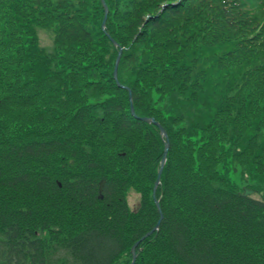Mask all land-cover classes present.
I'll return each mask as SVG.
<instances>
[{
    "label": "trees",
    "instance_id": "1",
    "mask_svg": "<svg viewBox=\"0 0 264 264\" xmlns=\"http://www.w3.org/2000/svg\"><path fill=\"white\" fill-rule=\"evenodd\" d=\"M105 1L0 0V264L132 257L141 117L136 264H264V0Z\"/></svg>",
    "mask_w": 264,
    "mask_h": 264
},
{
    "label": "rangeland",
    "instance_id": "2",
    "mask_svg": "<svg viewBox=\"0 0 264 264\" xmlns=\"http://www.w3.org/2000/svg\"><path fill=\"white\" fill-rule=\"evenodd\" d=\"M38 34H39V39H40V46H42L45 50H47L48 51V53H52V52H54L55 50H56V43H55V41H56V38L54 37V34H53V32H52V30H50V29H48V28H46V27H41L40 29H39V32H38ZM164 128V127H163ZM159 130H160V128H159ZM165 130V129H164ZM166 131V130H165ZM160 134H161V131H160ZM166 134H167V132H166ZM161 136H162V138L164 139V143L166 144V142L167 141H169V135L167 134V138L165 137V136H163V134H161ZM168 139V140H167ZM164 144V145H165ZM169 149H170V147H169ZM165 150H166V145H165ZM165 150H164V152H165ZM169 151V150H168ZM164 155V154H163ZM167 156H168V154H167ZM164 157V156H163ZM163 159V158H162ZM162 161V160H161ZM167 161H168V157H167ZM167 161H166V163H165V166H166V164H167ZM160 164H161V162H160ZM164 166V167H165ZM160 167V166H159ZM166 168V167H165ZM165 168H164V170H165ZM164 172V171H163ZM237 173H236V176H234L233 178H232V182H233V184H234V187H236V189L237 190H239V191H242L243 193L245 192V190L246 189H251V190H254V192L252 193L253 194V196L254 197H256V198H262V197H264V186L262 185V187L263 188H261V189H259V192H256L255 193V185H257V184H255L253 181H252V175H250L249 173H246L245 171H244V169L242 168H240L239 166H238V169H237V171H236ZM250 179H251V181L255 184H253V183H251L250 182ZM104 182V181H103ZM260 184H262V183H260ZM251 194V195H252ZM139 198H140V195L138 194V193H136V192H134L133 190H130V193L128 194V202L130 203V206L131 207H136L137 206V204L139 203L138 201H139ZM162 211V210H161ZM159 212V211H158ZM160 216H161V213H160ZM163 217H164V214H163ZM163 219V218H162ZM162 221V220H161ZM161 221H160V223H161ZM155 229V228H154ZM160 229V228H159ZM158 229V230H159ZM158 230H156V231H158ZM151 232V231H150ZM149 232V233H150ZM148 233V234H149ZM154 233V232H153ZM152 233V234H153ZM147 234V235H148ZM146 235V236H147ZM151 236V235H150ZM149 236V237H150ZM145 237V236H144ZM148 238V237H147ZM143 239V238H142ZM141 239V240H142ZM140 241V240H139ZM138 243V242H137ZM136 244V243H135ZM134 244V245H135ZM133 245V246H134ZM132 246V248H131V251H132V249L134 248ZM130 251V250H129ZM132 256H133V254H132ZM138 257V256H137ZM137 260H138V258L136 259V263H137ZM70 261V257L68 256V255H66V254H64L63 252H61V253H57V254H54V257H53V262H55V264H67L68 262ZM71 262V261H70ZM133 262V257H131L129 254L128 255H122V256H120L119 258H118V261L117 262H115V264H131ZM135 263V264H136Z\"/></svg>",
    "mask_w": 264,
    "mask_h": 264
},
{
    "label": "water",
    "instance_id": "3",
    "mask_svg": "<svg viewBox=\"0 0 264 264\" xmlns=\"http://www.w3.org/2000/svg\"><path fill=\"white\" fill-rule=\"evenodd\" d=\"M101 2L103 3V6H104V11H105V17H104V20H103V22H102V25H103V29H105L106 28V21H107V17H108V11H109V8H108V5H107V2H105V0H101ZM111 40H112V42H113V44L116 46V47H118L119 48V46H118V44L115 42V40L113 39V38H111ZM121 53H122V49H120V51H119V54H118V59H117V62H116V66H115V72H114V78H115V80H117V82L119 83V80H118V66H119V63H120V60H121ZM130 101H132V92L130 91ZM131 113L134 115V116H136V113L134 112V106H133V104H131ZM142 119V121L143 122H149V123H154L155 125L157 124L158 125V127L160 128V131H161V134H163V136H165L166 138H167V134H166V131L164 130V128H163V126L160 124V123H158L157 121H155V120H153V119H150V118H148V117H145V118H141ZM168 140V139H167ZM166 150H165V152H164V157H163V159H162V161H161V164H160V169H159V171H158V176H157V181H156V184H155V186H154V201H156V205H157V207H158V210H159V212L161 213V216H160V220L158 221V224H157V226H156V228L155 229H153L147 236H145V237H143V239L142 240H145L147 237H149L153 232H155L156 230H158L159 228H160V226H161V223H160V221L162 220V218H163V212L161 211V207H160V202L159 201H157V199H156V192H157V188L159 187V185L161 184V181H162V178H161V176H162V173H163V171H164V166H165V163H166V161H167V154H168V150H169V147H170V145H169V141H167L166 142ZM103 184H104V182L102 183V186H103ZM253 193V190H251V189H246L245 190V193H244V196H249L250 194H252ZM142 240H140L138 243H136L133 247V249H132V253H133V258H134V260H133V262H132V264H135V262H136V249H137V246L139 245V243L142 241Z\"/></svg>",
    "mask_w": 264,
    "mask_h": 264
}]
</instances>
